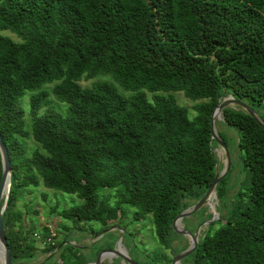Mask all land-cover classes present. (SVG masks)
I'll return each instance as SVG.
<instances>
[{
    "label": "trees",
    "instance_id": "1",
    "mask_svg": "<svg viewBox=\"0 0 264 264\" xmlns=\"http://www.w3.org/2000/svg\"><path fill=\"white\" fill-rule=\"evenodd\" d=\"M0 31L18 39L0 34V135L12 171L3 224L12 262L44 253L46 264L89 263L56 251V242L42 246L46 227L40 246L33 243L17 202L40 186L80 201L50 209L75 230L98 237L130 214L132 222L150 219L160 247L182 252L173 248L183 236L172 222L202 198L218 166L214 108L232 96L264 123V0H0ZM99 75L121 92L109 82L79 85ZM25 92L30 132L19 104ZM179 92L194 103L192 117ZM51 96L64 112L50 106ZM221 117L236 135L239 188L228 206L231 173L217 184L216 210L225 215L185 262L264 264V128L240 109ZM30 135L41 149L27 156L20 138ZM149 260L171 261L159 252Z\"/></svg>",
    "mask_w": 264,
    "mask_h": 264
},
{
    "label": "rangeland",
    "instance_id": "2",
    "mask_svg": "<svg viewBox=\"0 0 264 264\" xmlns=\"http://www.w3.org/2000/svg\"><path fill=\"white\" fill-rule=\"evenodd\" d=\"M1 35L8 36L14 41H18V39L9 32H3L0 31ZM103 81V82H109L115 85L118 90L121 92L120 88L117 86V84L109 78V76L99 75L93 79L84 80L82 79L79 82V85L81 87H90L93 83ZM46 89H51L52 85L45 86ZM30 92H25L24 96L20 99V107L24 110L25 116H24V124H25V130L27 132H30L31 130V123L32 119L29 116V96ZM177 103L189 110L190 117L193 116V112L191 110L193 106V102L186 99L182 93H174L173 94ZM148 99H150V94L147 95ZM51 104L50 106L55 108L59 112H64V109H66L65 104H60L54 100V98L50 97ZM264 117V114H261ZM222 117L220 120H216L215 123L218 124L216 126L217 131L221 134V136L226 139L227 145H228V152L230 154V158L233 161L232 170H229V173H231L230 179L228 181V191L226 193V203L229 206L230 200L232 199L233 195L238 190V182L240 180L239 173L241 166H234L237 165V159H236V151H235V132L233 129L221 125L219 123H222ZM25 154L27 156H30V154L36 150L41 149L40 145L34 141V139L31 137L26 138H20ZM215 143V142H214ZM216 144V143H215ZM213 153L216 159L218 160V169L221 171L223 169L225 164V156L224 152L220 147H214ZM33 191L31 193H26L23 195L21 199L17 202V209H19L23 214V224L26 230H29V232L38 233L41 235L43 233V227L48 228L51 234H54V240L57 244H60V251L61 252H69L74 251L76 254L81 255L83 258H85L86 261L94 262L97 254H99L102 251L105 250H112L114 248H117V251H119L120 247H122L125 252L126 256L131 258L133 261H135L137 264H149V259L155 256L158 252L159 254L165 255L167 258L171 260L172 255L168 250L163 249L158 245V242L156 240V237L153 232V227L151 224L150 219L144 220L143 222H132L131 221V215L128 214L125 216L126 220L122 221L121 219H118L117 221L113 222L111 225V228L107 231H103L100 233L98 237H93L90 234H87V232L78 231L73 228V224L68 220H63L57 216V213H51L50 209L51 207H57V211H61L62 209L68 208L71 205L78 204L80 201L77 200L74 196L66 195L61 192H56L50 189H46L43 186H40L36 189H32ZM43 195L46 196V200L44 201ZM212 205L214 207V211L217 212L216 208L220 205V202L217 200L216 195L212 198ZM29 210L36 211L30 212ZM211 211H213L212 208H210L207 205H204L200 210L195 212L190 217L182 220L177 225V229L179 230H186L187 232H190L192 235L195 232H198V238L202 237L205 232L208 231L210 228L209 224H203L200 227H197L194 229L195 225L200 223V225L203 222H208L210 219H208V215L211 214ZM219 213V212H218ZM221 215H225V211H221V213L218 214V218ZM216 219V216H215ZM215 222L217 220H214ZM60 225L66 226L67 230H64L60 227ZM89 226L93 227L95 230L101 229V226L95 223L88 224ZM219 225H213L211 227L212 230L216 229ZM87 227V225H86ZM88 228V227H87ZM173 229L176 230V228L173 226ZM194 231V232H193ZM177 234V233H176ZM179 235V234H178ZM182 236V235H181ZM67 242H65V240ZM33 243L37 246H40L37 240L33 239ZM191 244L190 237L183 236V239L180 242V249L182 251L189 248ZM177 246L173 244V248H176ZM40 248V247H39ZM110 253H105V255H108ZM112 254L109 255V257ZM49 255L44 253L37 254L36 258L33 262L30 264H46L48 262L47 258ZM148 257V258H147ZM187 258V257H186ZM182 260L179 264H186L185 259ZM70 258L66 257L65 261H68ZM116 258H112L111 260L109 258H104L102 260L103 263H111L113 261H116ZM56 259H53V261H50L49 264L55 263ZM118 264H127L124 263V261L118 260ZM88 263V264H89Z\"/></svg>",
    "mask_w": 264,
    "mask_h": 264
},
{
    "label": "water",
    "instance_id": "3",
    "mask_svg": "<svg viewBox=\"0 0 264 264\" xmlns=\"http://www.w3.org/2000/svg\"><path fill=\"white\" fill-rule=\"evenodd\" d=\"M225 108H234V109H240L247 113L250 117H252L258 125L264 128V123L260 120V118L256 115V113L248 107L245 103L238 101L234 99L232 96H226L224 97L220 103L214 108V111L212 113L211 119H210V128H211V140L216 143L217 147H220L225 156V164L223 169L221 171H218V168L216 167V174L215 177L211 183V185L208 187L204 195L200 200H198L194 205L187 208L183 212H181L174 220H173V226L176 228L174 230L177 234L182 236H188L190 237L191 244L188 249L174 255L172 257L170 264H179L182 262V260L186 257H188L196 248L198 243V232H195L193 235L190 232H187L186 230H179L177 229V223L181 222L182 220L190 217L195 212L200 210L204 205L209 206L213 209L211 212L212 217L208 222H205L203 224H209L213 222L214 220L218 219V213L214 211V207L212 205V198L215 197L216 192L215 188L217 184L226 177L228 174L230 167H231V158L230 154L224 145V143L219 139L216 128H215V121L218 119H221L222 116V110ZM0 161H1V179H0V256L2 260V264H14L11 259L10 251L8 248L6 236H5V230H4V224H3V213L5 211L8 194L10 190L11 185V178H12V171H11V163L9 160L7 148L2 140V137L0 135ZM216 216V219H215ZM60 247L57 248L56 251H58ZM105 253L112 254V257H109L111 260L112 258L120 259L121 261H124L127 264H137L135 261H133L131 258L126 256V254H122L117 251V248H114L112 250H105L97 254L94 262H91L89 264H102V255Z\"/></svg>",
    "mask_w": 264,
    "mask_h": 264
},
{
    "label": "built area",
    "instance_id": "4",
    "mask_svg": "<svg viewBox=\"0 0 264 264\" xmlns=\"http://www.w3.org/2000/svg\"><path fill=\"white\" fill-rule=\"evenodd\" d=\"M54 236H55L54 234L50 233V236L45 240V242L42 243V246H44L45 244L54 245V243H55ZM33 237L36 240H40L41 239L40 235L38 233H34Z\"/></svg>",
    "mask_w": 264,
    "mask_h": 264
},
{
    "label": "flooded vegetation",
    "instance_id": "5",
    "mask_svg": "<svg viewBox=\"0 0 264 264\" xmlns=\"http://www.w3.org/2000/svg\"><path fill=\"white\" fill-rule=\"evenodd\" d=\"M203 223H205V222H203ZM203 223H202L201 225H200V223L196 224L195 227H194V229H196L197 227L202 226ZM110 228H111V227H110ZM110 228H109V229H110ZM193 232H194V231H193ZM182 239H183V237H182ZM182 239H181V240H182ZM181 240H176V241L173 242V244H175L177 247H180V242H181ZM168 251L170 252V254H171L172 257H173L174 255L172 254V252H171L170 250H168ZM175 255H176V254H175ZM118 260H120V259H117L116 261H113V262H117V263H119ZM171 260H172V258H171ZM120 261H121V260H120ZM124 263H125V262H124ZM170 263H171V261H170ZM170 263H169V264H170ZM106 264H107V263H106ZM109 264H110V263H109Z\"/></svg>",
    "mask_w": 264,
    "mask_h": 264
},
{
    "label": "bare ground",
    "instance_id": "6",
    "mask_svg": "<svg viewBox=\"0 0 264 264\" xmlns=\"http://www.w3.org/2000/svg\"><path fill=\"white\" fill-rule=\"evenodd\" d=\"M212 212V211H211ZM179 223H177L176 225H178ZM118 252H120V253H122V254H126V252H125V250L122 248V247H120V249H119V251ZM110 257H112V255L110 256ZM0 264H2V260H1V256H0Z\"/></svg>",
    "mask_w": 264,
    "mask_h": 264
}]
</instances>
